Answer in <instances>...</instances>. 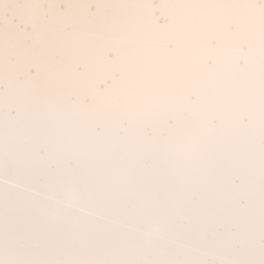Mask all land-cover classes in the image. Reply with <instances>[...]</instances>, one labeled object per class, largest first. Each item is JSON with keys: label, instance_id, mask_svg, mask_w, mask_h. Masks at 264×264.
Here are the masks:
<instances>
[{"label": "snow or ice", "instance_id": "snow-or-ice-1", "mask_svg": "<svg viewBox=\"0 0 264 264\" xmlns=\"http://www.w3.org/2000/svg\"><path fill=\"white\" fill-rule=\"evenodd\" d=\"M0 264H264V0H0Z\"/></svg>", "mask_w": 264, "mask_h": 264}]
</instances>
